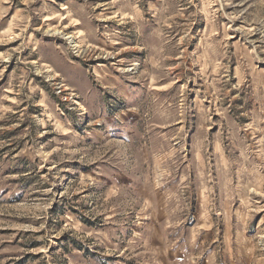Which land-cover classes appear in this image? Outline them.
<instances>
[{
  "label": "rangeland",
  "instance_id": "1",
  "mask_svg": "<svg viewBox=\"0 0 264 264\" xmlns=\"http://www.w3.org/2000/svg\"><path fill=\"white\" fill-rule=\"evenodd\" d=\"M0 264H264V0H0Z\"/></svg>",
  "mask_w": 264,
  "mask_h": 264
}]
</instances>
